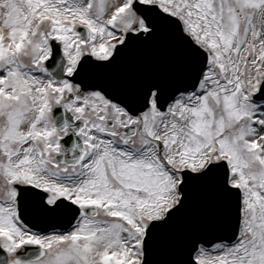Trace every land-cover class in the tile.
Masks as SVG:
<instances>
[{"label": "snow or ice", "instance_id": "snow-or-ice-1", "mask_svg": "<svg viewBox=\"0 0 264 264\" xmlns=\"http://www.w3.org/2000/svg\"><path fill=\"white\" fill-rule=\"evenodd\" d=\"M0 264H264V0H0Z\"/></svg>", "mask_w": 264, "mask_h": 264}]
</instances>
